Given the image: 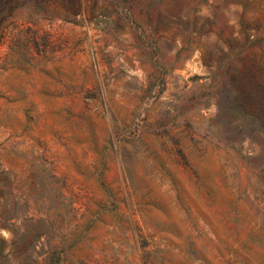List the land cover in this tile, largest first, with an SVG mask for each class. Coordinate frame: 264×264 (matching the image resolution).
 Here are the masks:
<instances>
[{
  "label": "rangeland",
  "instance_id": "1",
  "mask_svg": "<svg viewBox=\"0 0 264 264\" xmlns=\"http://www.w3.org/2000/svg\"><path fill=\"white\" fill-rule=\"evenodd\" d=\"M0 264H264V0H0Z\"/></svg>",
  "mask_w": 264,
  "mask_h": 264
}]
</instances>
